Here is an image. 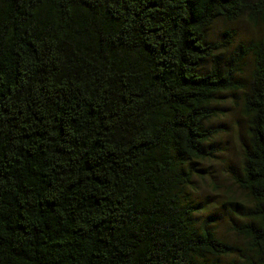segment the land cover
I'll use <instances>...</instances> for the list:
<instances>
[{
    "label": "trees",
    "instance_id": "1",
    "mask_svg": "<svg viewBox=\"0 0 264 264\" xmlns=\"http://www.w3.org/2000/svg\"><path fill=\"white\" fill-rule=\"evenodd\" d=\"M242 18L264 0H0V264H264V34L209 40ZM237 91L231 242L189 188Z\"/></svg>",
    "mask_w": 264,
    "mask_h": 264
},
{
    "label": "rangeland",
    "instance_id": "2",
    "mask_svg": "<svg viewBox=\"0 0 264 264\" xmlns=\"http://www.w3.org/2000/svg\"><path fill=\"white\" fill-rule=\"evenodd\" d=\"M226 30L234 32L232 44H246L264 34L262 25H254L243 18L233 23L218 19L210 27L209 40H221V34ZM251 68L249 55L238 74L243 84L248 83ZM241 95L242 91L226 92L217 99V114L211 119V125L217 130L211 139L215 152L212 158L199 161L198 172L189 188L191 199L199 207L197 218L208 221L219 237L231 242H240V238L233 232L232 225L237 218L229 207L234 208L235 202L245 199L233 179L241 170L242 146L246 140L247 119L241 111Z\"/></svg>",
    "mask_w": 264,
    "mask_h": 264
}]
</instances>
